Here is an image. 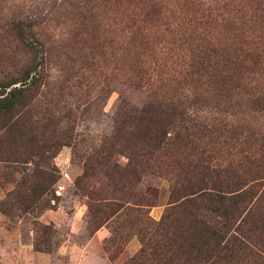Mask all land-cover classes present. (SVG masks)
<instances>
[{"label": "trees", "instance_id": "obj_1", "mask_svg": "<svg viewBox=\"0 0 264 264\" xmlns=\"http://www.w3.org/2000/svg\"><path fill=\"white\" fill-rule=\"evenodd\" d=\"M116 2L124 6L123 0ZM165 2L129 4L123 50L132 55V87L146 90L147 100L140 107L120 100V128L110 149L117 146L126 157L119 177L132 185L153 170L174 173L158 221L130 209L128 224L141 248L120 264H264V128L253 130L224 110L221 118L210 119L197 106L201 95L211 94L246 97L261 107L264 41L237 36L223 50L191 53L185 29L200 17L195 10L185 17L177 5L172 11ZM7 28L27 58L15 76L0 78V186L15 183L10 193L20 195L17 189L23 196L9 207L28 210L55 178L48 160L72 146L69 123L74 119L72 110L60 106L61 99L43 103L47 50L34 25L10 23ZM152 28L157 29L153 35ZM159 29L169 37L167 53H181L178 70L164 80L156 74L161 65L153 46Z\"/></svg>", "mask_w": 264, "mask_h": 264}, {"label": "rangeland", "instance_id": "obj_2", "mask_svg": "<svg viewBox=\"0 0 264 264\" xmlns=\"http://www.w3.org/2000/svg\"><path fill=\"white\" fill-rule=\"evenodd\" d=\"M116 1L0 0V78L15 76L27 58L7 36V25L29 22L47 50L43 103L61 99L60 106L72 110L69 126L75 137L72 146L48 160L55 178L30 209L9 207L22 200L23 191L10 193L15 183L0 186V264H120L141 248L128 224L130 209L139 208L158 221L167 207L174 171L153 170L132 185L119 177L126 157L117 146L110 149L120 128V100L136 107L147 100L146 90L132 87V55L123 50L130 5L139 0H123L121 8ZM165 1L169 10L177 5L185 17L193 10L200 17L185 29L191 53L223 50L237 36L264 41V0ZM168 39L159 29L153 40L161 65L156 74L163 80L181 65V53H167ZM260 81L264 87V75ZM217 98L201 95L199 114L218 119L224 110L253 130L264 128V103L259 107L246 97Z\"/></svg>", "mask_w": 264, "mask_h": 264}]
</instances>
